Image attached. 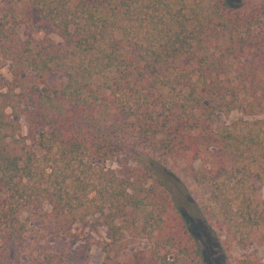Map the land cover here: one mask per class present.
<instances>
[{"label":"trees","instance_id":"1","mask_svg":"<svg viewBox=\"0 0 264 264\" xmlns=\"http://www.w3.org/2000/svg\"><path fill=\"white\" fill-rule=\"evenodd\" d=\"M34 15L58 41L21 35ZM6 61L0 264H63L34 249L33 222L74 238L95 217L101 264H220L167 183L182 185L179 171L218 207L224 247L264 244V0H0V69ZM116 158L127 177L105 167Z\"/></svg>","mask_w":264,"mask_h":264},{"label":"rangeland","instance_id":"2","mask_svg":"<svg viewBox=\"0 0 264 264\" xmlns=\"http://www.w3.org/2000/svg\"><path fill=\"white\" fill-rule=\"evenodd\" d=\"M20 31L23 37H29L36 41L43 38L58 41L49 27L45 25L39 26V20L35 15L30 22L21 26ZM11 72L12 62L6 61L4 67L0 69L1 90H3L4 83L11 79ZM54 79H58V77L55 76ZM242 116L240 108L228 114L218 113L214 117L212 129L217 131ZM20 124V133L23 137L24 145L38 151L35 144L36 133L28 131L23 120H20ZM124 164L125 160L123 158H116L113 161H107L104 165L106 168L115 170L117 175L127 177L121 168ZM179 178L183 181L182 185H175L173 183L175 181L166 176L173 195L187 216L200 219L203 221L202 224L205 225L206 230L201 231V229L199 230L201 227H197V231L200 233L204 256L207 260L211 261L212 259L209 258V253L220 264H247L245 261L248 259H257L260 262L264 260V244L258 243L256 238L254 243L246 250L224 247L222 245L223 232L219 230L218 224L219 221L222 222L223 220L219 214L218 207L210 200L207 190L196 185L189 173L179 171ZM256 186L261 204L264 206V180L256 182ZM42 211L48 212L49 206L44 204ZM47 222L46 218L43 222L35 221L32 224L33 232L28 240L32 241L34 249H37L39 252L61 255L63 264L102 263V249L108 243V240L106 238V229L98 217L91 218L88 225H76L73 228V233L77 237L74 238L55 235ZM143 248H145V242H138L129 247L126 250V254L129 255L135 250ZM198 264H206V261Z\"/></svg>","mask_w":264,"mask_h":264}]
</instances>
